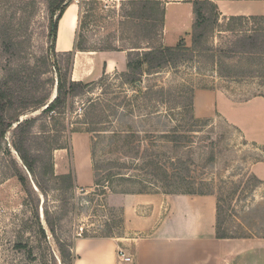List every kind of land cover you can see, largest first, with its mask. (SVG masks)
I'll return each instance as SVG.
<instances>
[{
    "label": "rangeland",
    "instance_id": "1",
    "mask_svg": "<svg viewBox=\"0 0 264 264\" xmlns=\"http://www.w3.org/2000/svg\"><path fill=\"white\" fill-rule=\"evenodd\" d=\"M128 1L75 0L80 5L77 38L83 35L89 49H127L146 46L149 42L158 46L162 43L164 26L157 27L159 33L154 32L152 38H147L148 30L137 18L128 16L135 8ZM49 23L47 0H0V81L14 68L36 66L25 70V74L30 71L33 76L26 88H32L37 97L50 95L51 100L57 95V69L51 62L44 65L43 57L49 55L63 71L71 69V65L66 55L49 51ZM203 29L204 36L193 59L147 72L142 75L139 86L131 80L132 74H127L129 70L113 72L103 81L101 77L90 81L94 84L71 98L62 117L50 119L43 113L45 107H29L20 116V119L35 118L32 144L41 153L57 140L69 144L68 149H56L52 154L54 173L73 171V186L66 180L49 179L51 174L44 175L42 164L37 172L46 190L43 192L36 185L34 176L23 166L12 145L16 123L13 124L0 142V264H73L77 238L125 234L122 200L126 193L114 190L124 189L134 181H124V186L116 181L118 186L113 190L107 181L111 163L117 161L119 166L130 167L123 170L116 167L111 171L127 173L126 177L134 175L138 181H145L150 190L156 189H151L155 183L149 172L151 168L142 160L127 157L125 153L130 146H125L123 140L117 141L121 149L125 148L120 152L115 144L110 146V134H98L93 148L91 134L90 138L72 131L84 127L85 111L94 110L90 118L103 117L104 122L99 126L102 129L132 126L142 130L140 139L144 149L153 146L170 171L175 169L188 179L181 190L213 192L218 200L217 221L223 234L264 237V180L252 171L255 164L264 162V145L247 138L240 127L221 115L198 116L194 106L196 91L201 89L227 92L238 102L254 95L264 96V56L249 59L236 54L241 53L240 37L254 30L263 31L264 20L234 22L220 16L216 25L209 23ZM192 35L186 42L189 46H192ZM7 39L16 43L13 52L4 48ZM148 88L165 90L163 99L167 104L160 102L162 96L158 92L139 93ZM91 101L94 102L90 104ZM192 103L196 118H191ZM201 103L208 111L217 112L208 96ZM178 105L184 108H177ZM114 108L118 110L117 115L113 113ZM150 112L155 114L141 116ZM45 155L47 163L49 152ZM17 164L28 175L31 192L26 191L15 174ZM96 177L101 180L100 186L96 185ZM91 182L94 184L84 186ZM137 187L142 186L137 182ZM20 242L30 245L32 254L20 248Z\"/></svg>",
    "mask_w": 264,
    "mask_h": 264
},
{
    "label": "crops",
    "instance_id": "2",
    "mask_svg": "<svg viewBox=\"0 0 264 264\" xmlns=\"http://www.w3.org/2000/svg\"><path fill=\"white\" fill-rule=\"evenodd\" d=\"M155 1L162 2L165 8L162 44L175 46L182 38L187 42L195 22L193 2ZM214 2L222 17L264 16V0ZM79 13L80 5L72 2L58 23L57 51H74L72 79L90 82L113 72H126L132 48L75 47ZM206 96L212 100L216 113L201 103ZM194 106L198 116L221 115L240 127L247 138L264 145V96L254 95L238 102L227 92L201 89L196 91ZM78 134L90 137L88 132ZM252 171L264 180V162L255 164ZM217 202L214 194L126 193L122 200L125 234L77 238L73 264H119L120 247L134 255L131 264H264V237L217 236Z\"/></svg>",
    "mask_w": 264,
    "mask_h": 264
},
{
    "label": "trees",
    "instance_id": "3",
    "mask_svg": "<svg viewBox=\"0 0 264 264\" xmlns=\"http://www.w3.org/2000/svg\"><path fill=\"white\" fill-rule=\"evenodd\" d=\"M75 0H47L49 13H50V23H49V36H51V44L49 46V51L54 52L53 54H58L56 48L57 42V34H58V23L60 18L63 16L66 8ZM194 4V13H195V22L192 29V46H189L185 39L182 38L179 43L175 46H167L160 43L158 46L150 45L149 42L146 46H135L132 47V50L129 52V60H128V72L127 74H132L131 80L135 82L137 86L138 83L142 82V75L147 72H152L156 68L161 66L171 64L176 66L179 64V61L185 59H193L195 57V52L198 51L199 43L201 38L204 36V26L209 23L216 25L220 20V10L218 5L214 2V0H190ZM130 4L135 5L134 10H131L128 16H132L137 18L140 21V25L145 27L148 30V37L152 38L153 35L159 33L157 27H163L165 22V8L162 2L155 0H129ZM155 5L157 6L155 8ZM160 14L161 17H157L156 15ZM57 17L54 19V17ZM229 21H244V20H264L263 15H232L227 17ZM7 31V30H6ZM155 32V33H154ZM147 33V34H148ZM77 38L75 47L79 50H88L89 48L85 45V39L83 35L79 34ZM16 43L13 40H4V48L8 52H13V48ZM238 47L241 53H236L239 56L247 57L249 59L254 56H264V29L263 31L254 30L251 33H248L238 40ZM241 48V49H240ZM193 52V53H187ZM60 53V52H59ZM62 54L68 57V62L71 65V69L67 68L66 71H63L62 67L59 65L57 61L54 63L50 59L51 57L45 56L43 57V64L49 65L54 64L57 69V96L56 98L50 102V95H45L44 97H37L34 94L32 88L27 89L26 85L33 79V76L30 71L25 74V70L34 69L36 66L32 67L29 65L27 69H12L1 81H0V142L5 139L6 133L9 129L16 123L13 132L12 145L14 149L19 154L23 166L27 169V171L34 176V180L36 185L44 192L46 190L45 185L42 183L40 177L38 176L37 168L39 164H42L43 173L51 174L49 179H57V180H66L73 186L75 181V176L73 171L68 172L66 174L57 175L54 173V155L52 151L56 149H68L69 144H61L56 141L55 145H49L44 147L45 153H41V150L37 148L34 149L32 128L34 126L35 118H26L21 120L20 116L28 110L29 107H45L43 109V113L48 114L50 119H55L57 116L62 117L65 115L66 107L68 106L72 97L78 96L81 93L86 92L87 88L94 84V82H86V81H76L72 79V65L74 60V51H66L61 52ZM51 55V54H50ZM236 56V55H235ZM234 56V57H235ZM107 75H103L100 81H103ZM54 83V82H53ZM158 92L162 96L160 102L163 104H167L166 99H163L164 91H155L153 88H148L147 91L142 92L139 90L141 95H146L150 91ZM32 102L35 105H32ZM94 101H91L92 104ZM99 105H101L99 103ZM97 107V106H96ZM175 108V107H172ZM177 108H184L182 105H178ZM191 118L195 117L194 115V106L191 104ZM95 111V110H94ZM85 111L84 115L86 117L85 121H83L84 127L74 128L73 132H88L92 135V143L93 148L97 144L98 134H110V146L115 147L118 146L117 141L123 140L125 146H130L126 151L127 157H132L135 161H143L146 163L148 167L151 169L149 172L152 175L155 183H152V187H156L155 190H150L144 182H140L135 179V176L126 177L127 173L116 172L111 169H129L126 165L117 164V161L113 164L111 163V168L109 170L107 181L110 182L114 186H118L117 183L121 186H124L122 182L124 181H134L133 183L126 184L124 189L114 190L115 192H123V193H158L160 189L164 188L166 190L162 191L163 193H189V194H213L212 193H193L186 190H181L183 186H186L188 179L182 175L177 170H171L168 166L162 162V160L157 156V152L154 147H150L148 150L144 149L143 140L140 139V133L142 130L137 128H132L130 126L127 128H116L113 130L110 129H102L99 126L103 124V117L98 120L90 118L93 112ZM98 111V110H97ZM118 114L117 109H113V113ZM159 112V111H157ZM155 112L145 113L141 116H153ZM196 118V117H195ZM91 120V121H90ZM197 120V119H196ZM94 125V126H93ZM98 125V127H97ZM101 136V135H100ZM176 137V136H175ZM175 139V138H174ZM172 139V140H174ZM123 144V145H124ZM122 145V146H123ZM120 152L124 149L118 146ZM116 148V150H117ZM10 149V148H9ZM118 151V150H117ZM46 152H49V158L47 163L44 162V158L46 157ZM95 150L92 151V153ZM147 156V157H145ZM120 162V161H119ZM14 164L16 165V161L14 160ZM152 170V171H151ZM26 191L31 192L32 187L30 183V179L28 175L22 170V168L18 167L15 173ZM119 176L120 179H116ZM118 181L117 183H115ZM138 184H141L142 187H137ZM96 185H101V180L96 177ZM128 186V187H127ZM116 188V187H115ZM181 188V189H180ZM218 202H217V218H218ZM40 224V221H39ZM41 232L45 235V230L41 227ZM216 233L219 238L224 237H232L229 235H225L220 231L218 226V221L216 224ZM90 235H84L82 237H89ZM98 237V236H97ZM101 237V236H100ZM103 237V236H102ZM20 248L26 249L30 254H32L33 249L27 243L20 242L18 244ZM75 258V256H74Z\"/></svg>",
    "mask_w": 264,
    "mask_h": 264
},
{
    "label": "built area",
    "instance_id": "4",
    "mask_svg": "<svg viewBox=\"0 0 264 264\" xmlns=\"http://www.w3.org/2000/svg\"><path fill=\"white\" fill-rule=\"evenodd\" d=\"M118 259H119V264L133 263L132 254L122 247L118 249Z\"/></svg>",
    "mask_w": 264,
    "mask_h": 264
},
{
    "label": "water",
    "instance_id": "5",
    "mask_svg": "<svg viewBox=\"0 0 264 264\" xmlns=\"http://www.w3.org/2000/svg\"><path fill=\"white\" fill-rule=\"evenodd\" d=\"M56 96L57 95H54L53 98L50 100V102H52L56 98ZM21 120H23V119L21 118Z\"/></svg>",
    "mask_w": 264,
    "mask_h": 264
}]
</instances>
